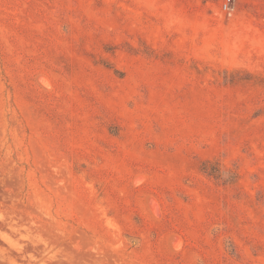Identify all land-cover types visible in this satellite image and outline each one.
Returning <instances> with one entry per match:
<instances>
[{
    "label": "rangeland",
    "instance_id": "1",
    "mask_svg": "<svg viewBox=\"0 0 264 264\" xmlns=\"http://www.w3.org/2000/svg\"><path fill=\"white\" fill-rule=\"evenodd\" d=\"M0 264H264V0H0Z\"/></svg>",
    "mask_w": 264,
    "mask_h": 264
}]
</instances>
